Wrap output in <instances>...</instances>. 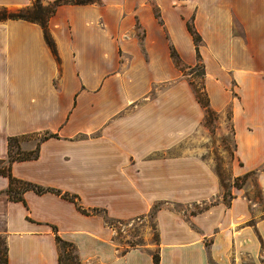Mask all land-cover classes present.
<instances>
[{
  "label": "crops",
  "instance_id": "obj_1",
  "mask_svg": "<svg viewBox=\"0 0 264 264\" xmlns=\"http://www.w3.org/2000/svg\"><path fill=\"white\" fill-rule=\"evenodd\" d=\"M47 26L55 52L38 23L0 20L7 264H58L57 236L82 264H264V210L245 188L224 201L201 148L187 144L205 116L189 79L200 67L209 109L229 114L231 174L255 175L264 201V0L63 3ZM25 136L47 137L36 158L10 163L9 137ZM7 172L52 190L11 198ZM153 210L157 243L116 244L113 221Z\"/></svg>",
  "mask_w": 264,
  "mask_h": 264
},
{
  "label": "rangeland",
  "instance_id": "obj_2",
  "mask_svg": "<svg viewBox=\"0 0 264 264\" xmlns=\"http://www.w3.org/2000/svg\"><path fill=\"white\" fill-rule=\"evenodd\" d=\"M10 10L14 11L15 9ZM190 72L189 79H192L193 91L195 94L196 92L200 94L203 98L202 69L195 67ZM39 138V136L20 138V142L13 146V154L20 152L22 155L34 151ZM187 144L201 148L200 155L207 161L219 178L224 201L231 199V189L245 188V192L249 193L251 199L257 203L256 210H264V201L261 198V190L255 181V175L251 174L246 177L236 178L231 174V165L234 159V143L228 112L220 115L211 110H205L201 126L197 129L194 136L187 140ZM206 204L194 205L192 207L175 205L174 208L178 211L194 212L205 208ZM111 224L115 230L114 241L123 250L135 244L157 243L154 212H150L146 217L140 219L113 221ZM3 241L4 237L0 235V264H2L1 259L3 258ZM153 252H156V248H153ZM65 253V256H63L64 264H78L73 248L67 247Z\"/></svg>",
  "mask_w": 264,
  "mask_h": 264
},
{
  "label": "trees",
  "instance_id": "obj_3",
  "mask_svg": "<svg viewBox=\"0 0 264 264\" xmlns=\"http://www.w3.org/2000/svg\"><path fill=\"white\" fill-rule=\"evenodd\" d=\"M95 0H54L52 2H49L47 4H43V2L41 0H34L33 3L29 6H25V7H21L18 9H15L14 11H11L8 8H0V20H7V19H24L27 21H31V22H36L38 23L42 29H43V33H44V37L45 40L47 42V44L49 45V47L52 49L53 52H55V47H54V42L51 38V35L49 33L48 30V26H47V22L48 19L50 18V16L55 12V9L57 8L58 5L63 4V3H75V4H83V3H88V2H92ZM189 30L191 31V33L193 34V38L195 41V44L198 45L199 43V36L197 35V33L195 32V30L193 29V27L191 25H189ZM197 100L200 102V104L203 106V108H205V110L209 111V107L207 105V99L205 96V93L203 91V98L201 97L200 94H195ZM47 136H42L40 138V140H43L44 138H46ZM20 138L22 137H9L8 139V157H9V162H13L16 160H26V159H33L36 158L38 156V144L35 148L34 151L32 152H28L26 154H20V152H17L16 154H13V146L17 143L20 142ZM39 143V142H38ZM19 149V148H18ZM9 170V169H8ZM7 175L9 177V188L7 189V192L10 194L11 198L14 199H21V193L27 189H33L38 193L47 191V190H52V189H46L43 188L41 186L32 184V183H28V182H24V181H20L18 179H15L11 176L10 172H7ZM17 185L18 190L13 192V187ZM13 192V193H12ZM156 206L154 207L155 210ZM154 210L152 212H154ZM4 247H3V258L2 260V264H7V258H6V242H5V238H4ZM56 242H57V247H58V264H64L63 263V256H65V250L66 248H73L75 251V255H76V259L78 261V264H82L81 261L79 260L77 251H76V247L73 243L65 241L63 239H61L60 237H56ZM153 258L155 260V262H158V256L155 253L153 255Z\"/></svg>",
  "mask_w": 264,
  "mask_h": 264
}]
</instances>
